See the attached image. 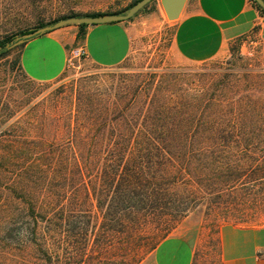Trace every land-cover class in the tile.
<instances>
[{
  "label": "rangeland",
  "instance_id": "374dc122",
  "mask_svg": "<svg viewBox=\"0 0 264 264\" xmlns=\"http://www.w3.org/2000/svg\"><path fill=\"white\" fill-rule=\"evenodd\" d=\"M135 1L0 0V41L11 42L21 31L41 22L70 14L121 11ZM128 20L130 51L116 65L102 66L82 57L67 64L56 79L36 81L21 68L22 44L10 47L0 57V166L25 163L28 158L21 157L23 152L68 150L67 158L57 163L60 179L38 181L33 196L44 197L48 208L56 199L54 194L61 193L59 209L66 217L61 229L71 235L58 243L55 238L62 230L50 224V238L45 244L22 247L0 243V264H139L170 234L190 240L194 247L192 264H224L223 230L264 228V212L255 209L232 212L258 217L261 224L243 227L235 223L225 202L229 197L218 195L219 183L213 174L193 169L195 163L167 164L164 171L171 175L164 177L168 192L156 191L151 201L146 199L137 209L108 208L109 214L103 219L105 207L98 208L92 194L97 197L101 189L96 173L110 170L104 168V159L97 165L87 158L95 155L99 159L103 156L99 150L105 148L77 139L67 144V136H107L111 127L104 125L105 121L138 113L155 92H166L165 88L178 97L182 94L178 89L191 95L194 89L210 92L224 85L228 91L235 84L240 94L264 99V42L257 32L231 40L224 53L210 60L189 62L172 47L174 21L167 18L160 0L151 1ZM66 26L78 32L76 25ZM81 45L79 40L72 48ZM120 131L126 133L128 129ZM256 191V199L264 200V184ZM149 193L147 190L142 195ZM239 207L235 209H242ZM84 222L82 231L80 224ZM248 236L243 234L242 238L259 247L256 257L264 264V229Z\"/></svg>",
  "mask_w": 264,
  "mask_h": 264
},
{
  "label": "trees",
  "instance_id": "16d2710c",
  "mask_svg": "<svg viewBox=\"0 0 264 264\" xmlns=\"http://www.w3.org/2000/svg\"><path fill=\"white\" fill-rule=\"evenodd\" d=\"M100 14L103 13L84 15ZM74 15L80 14L60 18ZM57 19L41 22L37 27ZM76 26L77 39L80 40L88 25ZM28 31L30 29L20 33ZM13 41H0V57L10 51ZM224 87L210 92L194 89L191 95L178 89L177 93H182L178 97H175L177 94L174 91L165 88L166 92H155L138 113L105 121L104 125L111 127L107 136L85 134L76 138L69 135L64 139L67 144L77 139L79 143L105 148L99 150L103 155L99 159L95 155L87 158V161L97 165L100 159H104L107 163L104 168L110 170L96 173L101 189L97 197L92 194L98 208L105 207L103 219L109 214L108 208L137 209L145 204L146 199L151 201L156 191L168 192L164 177L171 175L164 171L167 164L195 163L193 169L211 172L218 181L217 194L229 197L225 202L235 223L243 227L261 224L258 217L233 212L247 209L264 212V200L255 196L256 187L264 184V99L240 94L235 84L228 91ZM121 128H127L128 132H121ZM52 149L23 152L21 157L28 158L25 163L0 166V243L22 247L33 243L45 244L50 238L47 236L50 224L62 230L55 238L58 243L71 238L61 229L66 223L64 211L59 209L63 197L61 193L54 194L56 199L48 208L44 197L35 199L33 196V187L38 181H56L61 177V167L57 163L67 158L68 150ZM147 190L150 193L142 195ZM139 194L143 198L138 197ZM238 206L242 209H235ZM104 225L102 223V227ZM85 226V222L80 224L82 231H85Z\"/></svg>",
  "mask_w": 264,
  "mask_h": 264
},
{
  "label": "crops",
  "instance_id": "0c3cea01",
  "mask_svg": "<svg viewBox=\"0 0 264 264\" xmlns=\"http://www.w3.org/2000/svg\"><path fill=\"white\" fill-rule=\"evenodd\" d=\"M171 20L174 21L172 47L181 59L189 62L210 60L224 53L231 40L253 32L264 42V12L253 0H186L179 15ZM128 22L127 19L88 25L80 39L86 58L102 66L121 63L131 47ZM78 42L77 30L68 26L33 37L22 44L21 68L33 80H54L65 70L69 50ZM261 229L264 228L223 230L224 264H259L261 258L256 257L259 247L242 237ZM193 258L194 247L190 240L170 234L139 264H192Z\"/></svg>",
  "mask_w": 264,
  "mask_h": 264
},
{
  "label": "water",
  "instance_id": "95a60500",
  "mask_svg": "<svg viewBox=\"0 0 264 264\" xmlns=\"http://www.w3.org/2000/svg\"><path fill=\"white\" fill-rule=\"evenodd\" d=\"M153 0H137L130 7L124 9L119 13H103L100 15H74L59 18L53 23H48L43 26L35 27L30 29L28 32L20 33L15 36V40L9 47L17 46L25 43L29 39L45 34L49 31L55 30L57 28L66 26V25H78V24H86V25H97L103 23H110L116 21H124L130 19L137 12L143 10L145 6ZM186 0H160L163 10L168 19H175ZM261 8L264 9V0H254Z\"/></svg>",
  "mask_w": 264,
  "mask_h": 264
},
{
  "label": "built area",
  "instance_id": "2783aa9c",
  "mask_svg": "<svg viewBox=\"0 0 264 264\" xmlns=\"http://www.w3.org/2000/svg\"><path fill=\"white\" fill-rule=\"evenodd\" d=\"M86 57V51L83 46L73 47L68 54L67 64H72L74 60Z\"/></svg>",
  "mask_w": 264,
  "mask_h": 264
}]
</instances>
